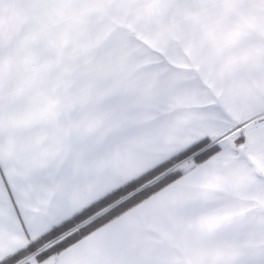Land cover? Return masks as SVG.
<instances>
[{
	"label": "snow or ice",
	"instance_id": "1",
	"mask_svg": "<svg viewBox=\"0 0 264 264\" xmlns=\"http://www.w3.org/2000/svg\"><path fill=\"white\" fill-rule=\"evenodd\" d=\"M0 264H264V0H0Z\"/></svg>",
	"mask_w": 264,
	"mask_h": 264
}]
</instances>
